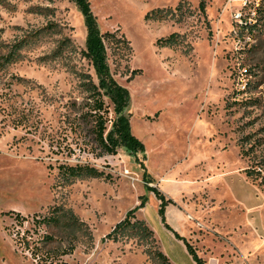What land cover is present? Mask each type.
Returning <instances> with one entry per match:
<instances>
[{"label": "rangeland", "instance_id": "1", "mask_svg": "<svg viewBox=\"0 0 264 264\" xmlns=\"http://www.w3.org/2000/svg\"><path fill=\"white\" fill-rule=\"evenodd\" d=\"M88 1L99 30L127 41L106 42L107 61L129 93L124 113L142 149L88 150L79 75L95 76L78 7L0 0V264H156L146 248L197 264L173 232L204 264H264V184L245 174L255 163L264 170V24L241 33L233 17L264 0ZM157 8L170 12L158 21ZM171 34V46L158 44ZM63 38L61 55L45 59ZM246 136L252 151L242 156ZM77 164L110 179L61 172ZM150 188L171 201L164 222ZM55 207L84 228L41 222ZM135 207L154 241L105 239Z\"/></svg>", "mask_w": 264, "mask_h": 264}, {"label": "trees", "instance_id": "2", "mask_svg": "<svg viewBox=\"0 0 264 264\" xmlns=\"http://www.w3.org/2000/svg\"><path fill=\"white\" fill-rule=\"evenodd\" d=\"M73 2L81 11L84 17L86 26V40L85 48L82 50L83 56L89 61L93 70V77L89 73H80V87L84 92V103L82 111L79 113L81 124L86 130V135L91 137V143L89 152H93L95 156H102L105 154H116L117 149H126L131 153H136L142 149L141 143L130 132V126L128 117L125 115V109L129 103V93L126 88L122 87L113 77L109 64L107 61L106 42H121L126 44L124 36H116L115 32H101L97 26V22L94 14L91 11L90 3L88 0H69ZM204 1L200 3V8L204 10ZM165 12V13H164ZM170 9L157 8L152 14L155 15V19L160 21L165 19ZM150 16L149 13L147 17ZM255 23H247L238 27L239 32H253V29H257V23L264 24V9H257ZM52 28L51 25H48ZM47 28V27H46ZM176 34H171L168 37L160 38L157 42L159 45H169L175 42ZM69 39L63 38L57 44V46L45 57V59H55L62 53L63 48L68 44ZM139 72V70H133L132 74ZM106 99L108 102H106ZM112 107L113 117H109V107ZM108 123L110 128L108 129ZM249 136L240 139V152L242 156H248L252 149H245L244 145L248 142ZM61 172L69 178H83V177H95L103 178L105 180L110 179V175L104 171L97 169L94 166L87 164L77 165H63ZM264 170H262L261 163H255L245 169L247 177L252 180H258L259 184H264ZM145 179L151 181V179L145 176ZM149 190L155 192L160 200L158 213L161 216V220L164 222V209L169 199L159 193L156 189L150 188ZM135 207L129 210L123 219L119 220L105 235V239L110 241H119L123 238H134L138 242L152 243L154 241V232L142 219H137L134 215ZM57 210L56 212H54ZM60 212V208H54L49 216L42 219L41 222H47L54 226L63 225L64 228L71 230H82L85 224L80 221L72 212ZM63 220V223H61ZM171 230L169 226L166 225ZM177 239L184 242L188 251L192 254V257L197 264H204L203 260L198 258L193 253L192 248L188 242L180 236L177 232H173ZM52 239L51 236L48 237ZM27 243V242H26ZM24 241V246L28 249L27 244ZM145 252L156 264H171L168 257L158 249L146 248ZM67 253L63 251L62 254ZM32 254L35 256L37 253L32 249ZM42 262V260H41ZM44 262V261H43ZM42 262V263H43Z\"/></svg>", "mask_w": 264, "mask_h": 264}, {"label": "built area", "instance_id": "3", "mask_svg": "<svg viewBox=\"0 0 264 264\" xmlns=\"http://www.w3.org/2000/svg\"><path fill=\"white\" fill-rule=\"evenodd\" d=\"M246 6H247V0H243L241 7L245 8ZM256 13H257V9H255V12L251 11V13H246V14H242L241 9H238L233 15L235 25L239 27L242 25H246L247 23H250V22L255 23L256 21L254 22L253 20L256 17Z\"/></svg>", "mask_w": 264, "mask_h": 264}]
</instances>
